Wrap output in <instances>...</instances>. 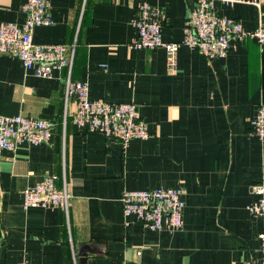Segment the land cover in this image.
Masks as SVG:
<instances>
[{
    "label": "crops",
    "instance_id": "obj_1",
    "mask_svg": "<svg viewBox=\"0 0 264 264\" xmlns=\"http://www.w3.org/2000/svg\"><path fill=\"white\" fill-rule=\"evenodd\" d=\"M52 26L36 44L73 48L71 77L90 98L138 106L147 140L124 145L72 123L68 71L51 78L0 53V115L54 124L48 143L0 151V264H262L264 219L247 209L264 185V143L251 121L264 104V46L233 40L225 57L182 45L178 69L164 50H135L134 20L146 1L164 15L163 39L181 42L197 0H49ZM27 0H0V25L23 23ZM247 32L264 25V0L216 3ZM52 176L73 196L57 208L24 209L25 191ZM179 188L184 227L151 231L125 217L126 190Z\"/></svg>",
    "mask_w": 264,
    "mask_h": 264
},
{
    "label": "built area",
    "instance_id": "obj_2",
    "mask_svg": "<svg viewBox=\"0 0 264 264\" xmlns=\"http://www.w3.org/2000/svg\"><path fill=\"white\" fill-rule=\"evenodd\" d=\"M244 0H197L181 42L163 39L164 15L143 1L138 6L134 27L137 37L132 43L135 50L162 49L167 56L170 72L178 69V53L182 45L197 48L208 58L225 57L233 40H256L264 46V25L247 32L236 19L221 16L215 9L216 3L232 6ZM49 0H27L23 6V23L6 22L0 25V53L20 59L26 71L36 77L51 78L55 71L66 69L67 97L76 101V112L72 123L87 132L103 134L107 139L119 140L128 145L134 140H147L149 132L139 108L133 103H111L103 99L90 98L87 82L72 79L73 57L71 47L66 44H36L34 31L38 27L52 26ZM54 124L45 119H31L22 115H0V151H14L22 144L33 146L48 143ZM252 132L264 143V104L260 105L251 121ZM256 200L248 205V211L264 219V185L251 186ZM121 201L125 217H134L151 231L164 229L177 231L184 227L183 212L186 206L184 191L179 188L153 190H126ZM73 206V196L66 185L59 188L52 176L46 177L24 193V209L57 208L67 216ZM262 264H264V232L260 235ZM20 264H30L22 262Z\"/></svg>",
    "mask_w": 264,
    "mask_h": 264
}]
</instances>
